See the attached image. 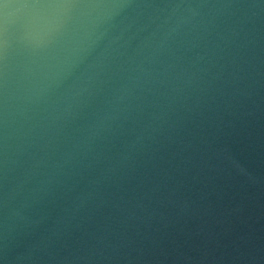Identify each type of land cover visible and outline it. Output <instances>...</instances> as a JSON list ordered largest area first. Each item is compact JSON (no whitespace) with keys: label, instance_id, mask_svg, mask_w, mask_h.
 I'll return each instance as SVG.
<instances>
[{"label":"water","instance_id":"obj_1","mask_svg":"<svg viewBox=\"0 0 264 264\" xmlns=\"http://www.w3.org/2000/svg\"><path fill=\"white\" fill-rule=\"evenodd\" d=\"M0 264H264V0H0Z\"/></svg>","mask_w":264,"mask_h":264},{"label":"clouds","instance_id":"obj_2","mask_svg":"<svg viewBox=\"0 0 264 264\" xmlns=\"http://www.w3.org/2000/svg\"><path fill=\"white\" fill-rule=\"evenodd\" d=\"M4 7H5V19L7 21V19L9 17L16 16L18 13L23 12L25 6L24 5H20L18 7H10L9 5L5 4ZM33 38H34L33 37V33L31 31L26 33L25 39L31 40Z\"/></svg>","mask_w":264,"mask_h":264}]
</instances>
